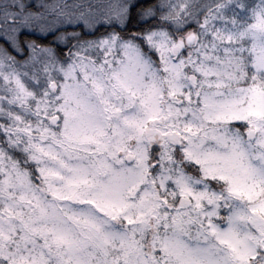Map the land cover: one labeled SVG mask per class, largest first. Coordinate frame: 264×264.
<instances>
[{"label":"clouds","instance_id":"9594fccd","mask_svg":"<svg viewBox=\"0 0 264 264\" xmlns=\"http://www.w3.org/2000/svg\"><path fill=\"white\" fill-rule=\"evenodd\" d=\"M264 0H0L46 25L0 77V264H178L264 241ZM243 33V35H241ZM29 38H26V40ZM37 47L40 43L31 38ZM121 176L115 194L106 186Z\"/></svg>","mask_w":264,"mask_h":264},{"label":"snow or ice","instance_id":"6c2138e0","mask_svg":"<svg viewBox=\"0 0 264 264\" xmlns=\"http://www.w3.org/2000/svg\"><path fill=\"white\" fill-rule=\"evenodd\" d=\"M33 21L25 17L23 21L17 20L14 15L0 16V77L8 79L9 76L16 77V83L23 88V83L17 76L15 70L11 73L4 71V68L12 67L16 62V56L22 47L26 52L24 62H39L43 57L48 56L49 51L43 46L47 40V35L43 31L46 25L41 20H37V27L34 30L31 25ZM253 27L259 31H264V13L258 14V20ZM243 35V33L241 34ZM26 38H29L26 40ZM35 41L40 43L37 47ZM260 63L264 65V41L259 45ZM249 104L252 111L260 116L264 115V89L253 88L250 92ZM250 174H245L239 178L243 185L244 195L249 200H254L264 193V184L259 188L255 183H248ZM121 176L114 173L110 178L106 191L115 194L119 188ZM218 242L227 249V255H220L214 246L189 248L181 241H176L170 246V250L176 256L178 264H264V241L248 243L237 238H220Z\"/></svg>","mask_w":264,"mask_h":264}]
</instances>
